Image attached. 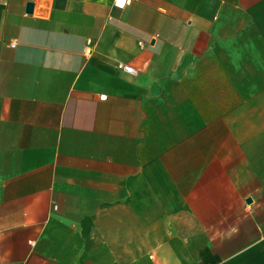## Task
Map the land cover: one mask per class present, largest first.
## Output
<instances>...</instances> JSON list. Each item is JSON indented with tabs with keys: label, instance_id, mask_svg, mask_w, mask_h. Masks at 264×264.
<instances>
[{
	"label": "crops",
	"instance_id": "crops-1",
	"mask_svg": "<svg viewBox=\"0 0 264 264\" xmlns=\"http://www.w3.org/2000/svg\"><path fill=\"white\" fill-rule=\"evenodd\" d=\"M113 3L0 0V264H264V0Z\"/></svg>",
	"mask_w": 264,
	"mask_h": 264
},
{
	"label": "built area",
	"instance_id": "built-area-1",
	"mask_svg": "<svg viewBox=\"0 0 264 264\" xmlns=\"http://www.w3.org/2000/svg\"><path fill=\"white\" fill-rule=\"evenodd\" d=\"M127 0H114V3L113 5L115 7H119V8H122L125 4H126ZM119 67L123 70H125L126 72L128 73H134V70L132 67H129V66H125V65H119ZM103 96H101L102 98Z\"/></svg>",
	"mask_w": 264,
	"mask_h": 264
},
{
	"label": "water",
	"instance_id": "water-1",
	"mask_svg": "<svg viewBox=\"0 0 264 264\" xmlns=\"http://www.w3.org/2000/svg\"><path fill=\"white\" fill-rule=\"evenodd\" d=\"M32 7H33V3L31 1L27 2L25 5V11L27 13H31L32 12ZM247 201H250V199H247Z\"/></svg>",
	"mask_w": 264,
	"mask_h": 264
}]
</instances>
